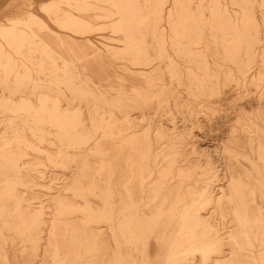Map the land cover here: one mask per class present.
I'll return each mask as SVG.
<instances>
[{
  "label": "rangeland",
  "instance_id": "1",
  "mask_svg": "<svg viewBox=\"0 0 264 264\" xmlns=\"http://www.w3.org/2000/svg\"><path fill=\"white\" fill-rule=\"evenodd\" d=\"M0 264H264V0H0Z\"/></svg>",
  "mask_w": 264,
  "mask_h": 264
},
{
  "label": "bare ground",
  "instance_id": "2",
  "mask_svg": "<svg viewBox=\"0 0 264 264\" xmlns=\"http://www.w3.org/2000/svg\"><path fill=\"white\" fill-rule=\"evenodd\" d=\"M111 160V159H110ZM175 235V234H174ZM204 235H206V234H204ZM207 236V235H206ZM170 237V236H169ZM217 239V238H216ZM160 241H162V240H160ZM164 243V242H163ZM164 263V262H163Z\"/></svg>",
  "mask_w": 264,
  "mask_h": 264
}]
</instances>
